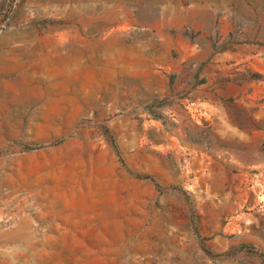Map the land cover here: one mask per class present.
Returning a JSON list of instances; mask_svg holds the SVG:
<instances>
[{
    "label": "rangeland",
    "instance_id": "374dc122",
    "mask_svg": "<svg viewBox=\"0 0 264 264\" xmlns=\"http://www.w3.org/2000/svg\"><path fill=\"white\" fill-rule=\"evenodd\" d=\"M0 264H264V0H0Z\"/></svg>",
    "mask_w": 264,
    "mask_h": 264
}]
</instances>
